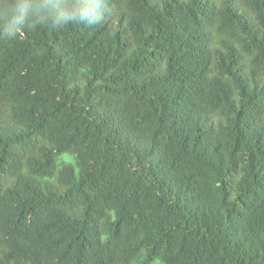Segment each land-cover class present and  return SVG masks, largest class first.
Listing matches in <instances>:
<instances>
[{
    "label": "trees",
    "instance_id": "trees-1",
    "mask_svg": "<svg viewBox=\"0 0 264 264\" xmlns=\"http://www.w3.org/2000/svg\"><path fill=\"white\" fill-rule=\"evenodd\" d=\"M0 264H264V0L0 40Z\"/></svg>",
    "mask_w": 264,
    "mask_h": 264
},
{
    "label": "clouds",
    "instance_id": "clouds-1",
    "mask_svg": "<svg viewBox=\"0 0 264 264\" xmlns=\"http://www.w3.org/2000/svg\"><path fill=\"white\" fill-rule=\"evenodd\" d=\"M110 11L111 0H0V40L15 41L41 28L98 26Z\"/></svg>",
    "mask_w": 264,
    "mask_h": 264
}]
</instances>
